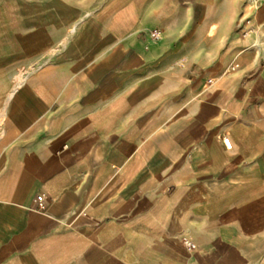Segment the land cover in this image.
<instances>
[{
    "label": "crops",
    "instance_id": "crops-1",
    "mask_svg": "<svg viewBox=\"0 0 264 264\" xmlns=\"http://www.w3.org/2000/svg\"><path fill=\"white\" fill-rule=\"evenodd\" d=\"M190 2L0 0V264H264V1Z\"/></svg>",
    "mask_w": 264,
    "mask_h": 264
},
{
    "label": "rangeland",
    "instance_id": "rangeland-1",
    "mask_svg": "<svg viewBox=\"0 0 264 264\" xmlns=\"http://www.w3.org/2000/svg\"><path fill=\"white\" fill-rule=\"evenodd\" d=\"M202 5V19L196 24V30L192 32L194 16V2H190V30L195 33L191 38V47L195 51L206 49L208 52L215 48H221L223 52L231 46V43L243 38L241 35L246 20L252 21L255 26V13L263 8V1L252 5L249 0H205ZM177 10L184 9L176 7ZM181 14V13H180ZM195 26V25H194ZM21 72H19V75Z\"/></svg>",
    "mask_w": 264,
    "mask_h": 264
},
{
    "label": "built area",
    "instance_id": "built-area-1",
    "mask_svg": "<svg viewBox=\"0 0 264 264\" xmlns=\"http://www.w3.org/2000/svg\"><path fill=\"white\" fill-rule=\"evenodd\" d=\"M260 1L261 0L255 1V3L253 5H257V3ZM255 30H256V28L253 25V22L246 20L244 25H243L241 35L243 38H247V37L253 35L255 33ZM161 37H162L161 31L158 29H154V30L149 32V38L153 42L159 41L161 39ZM221 143H222L224 149H226V150L231 149V144H230L229 138L227 136L221 137ZM33 205H34L36 210H38V211L42 210V208H43V197H42V195H37L34 198ZM182 245L187 251H192L195 248L194 244L188 239L182 240Z\"/></svg>",
    "mask_w": 264,
    "mask_h": 264
},
{
    "label": "bare ground",
    "instance_id": "bare-ground-1",
    "mask_svg": "<svg viewBox=\"0 0 264 264\" xmlns=\"http://www.w3.org/2000/svg\"><path fill=\"white\" fill-rule=\"evenodd\" d=\"M255 1H257V0H255Z\"/></svg>",
    "mask_w": 264,
    "mask_h": 264
}]
</instances>
